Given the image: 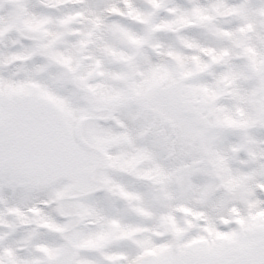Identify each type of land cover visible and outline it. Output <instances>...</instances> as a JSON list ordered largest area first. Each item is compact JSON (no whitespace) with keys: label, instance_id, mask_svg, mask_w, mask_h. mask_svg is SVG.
Here are the masks:
<instances>
[{"label":"snow or ice","instance_id":"1","mask_svg":"<svg viewBox=\"0 0 264 264\" xmlns=\"http://www.w3.org/2000/svg\"><path fill=\"white\" fill-rule=\"evenodd\" d=\"M0 264H264V0H0Z\"/></svg>","mask_w":264,"mask_h":264}]
</instances>
